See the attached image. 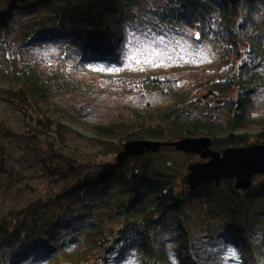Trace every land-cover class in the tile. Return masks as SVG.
I'll return each instance as SVG.
<instances>
[{"label": "trees", "instance_id": "obj_1", "mask_svg": "<svg viewBox=\"0 0 264 264\" xmlns=\"http://www.w3.org/2000/svg\"><path fill=\"white\" fill-rule=\"evenodd\" d=\"M134 24L193 29L213 56L96 70L121 69ZM44 46L57 48L61 62L35 55ZM93 87L109 94L145 89L168 102L128 105L113 120L88 122L98 156L115 160L56 153V172L70 179L0 212V264H264V175L249 189L222 178L191 190L179 170L192 153L169 159L162 150L174 147L165 145L116 159L130 140L210 137L218 151L264 143V113L254 115L252 98L264 91V0H0V99L24 114L27 131L62 139L65 123L80 115L61 114L51 98Z\"/></svg>", "mask_w": 264, "mask_h": 264}, {"label": "rangeland", "instance_id": "obj_2", "mask_svg": "<svg viewBox=\"0 0 264 264\" xmlns=\"http://www.w3.org/2000/svg\"><path fill=\"white\" fill-rule=\"evenodd\" d=\"M194 35L195 31L186 27L164 31L152 29L147 24H134L128 28L127 53L121 69L105 66L96 70L110 74L118 72L116 69L139 71L175 63L210 61L213 56L211 46L206 42H196ZM58 54V49L52 46H44L35 53L61 62ZM252 98L254 115L263 114L264 91L253 94ZM205 101L210 102L206 98ZM205 101L200 104L206 105ZM166 102L167 96L139 88L129 94L103 93L94 87L85 94L58 90L51 98L50 105L56 106L61 114L75 109L80 116L75 123L66 122L69 131L62 139L55 140L48 134H31L27 131L24 114L0 99V212L12 206L20 207L39 196L46 197L58 191L70 179V175L64 176V172L63 175L56 172V169L62 171L57 166L59 160L56 153L84 162L115 160L114 155L98 156L99 150L94 147L88 122L113 120L128 105L140 108L144 105L161 106ZM61 122L64 123L63 120ZM255 132L252 130L249 134L254 135ZM162 152L168 154L169 159L180 160L181 151L176 148L168 147ZM197 160H202L198 154L190 158L191 162ZM122 264L131 263L125 261Z\"/></svg>", "mask_w": 264, "mask_h": 264}, {"label": "water", "instance_id": "obj_3", "mask_svg": "<svg viewBox=\"0 0 264 264\" xmlns=\"http://www.w3.org/2000/svg\"><path fill=\"white\" fill-rule=\"evenodd\" d=\"M165 145L201 157L202 160L187 164L186 173L182 177L191 190L222 178H233L236 188L249 189L255 175H264V143L231 146L218 151L211 147L210 137H184L172 142L130 140L124 143L116 159L120 162L146 151L155 152L160 146Z\"/></svg>", "mask_w": 264, "mask_h": 264}, {"label": "snow or ice", "instance_id": "obj_4", "mask_svg": "<svg viewBox=\"0 0 264 264\" xmlns=\"http://www.w3.org/2000/svg\"><path fill=\"white\" fill-rule=\"evenodd\" d=\"M116 70L119 71V69H116ZM109 71H112V69H109ZM232 255H233V256L236 255L235 251H233Z\"/></svg>", "mask_w": 264, "mask_h": 264}]
</instances>
